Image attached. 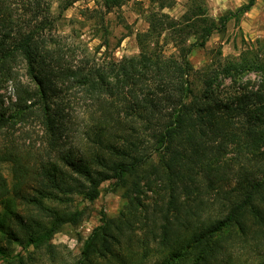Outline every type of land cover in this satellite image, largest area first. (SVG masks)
<instances>
[{
    "label": "trees",
    "instance_id": "1",
    "mask_svg": "<svg viewBox=\"0 0 264 264\" xmlns=\"http://www.w3.org/2000/svg\"><path fill=\"white\" fill-rule=\"evenodd\" d=\"M32 1L38 19L42 0ZM75 1L68 0L65 8ZM123 1L105 0V5L111 10ZM17 2L0 0V257L8 254L2 238L41 247L65 223L78 221L79 211L60 210L47 201L76 192L94 200L107 180L125 188L129 197L140 192L142 180L151 173L169 192L158 234L156 217H148L155 222L148 231L163 254L153 264H229L236 244L264 246V56L209 66L202 74L206 87L201 94L191 79L198 72L192 52L205 47L214 32L224 34L228 21H239L256 0L218 18L209 14L206 0H188L179 19L151 11L146 15L148 28L137 33L140 52L102 65L71 64L51 30L43 32L50 18L43 15L40 26L22 24ZM168 44L174 47L171 53L165 52ZM103 45H109L107 38ZM21 61L34 86L17 76L15 66ZM250 70L261 74L260 89L227 100L213 91L219 74L236 78ZM8 81L14 85L13 111L1 93ZM71 81L85 86L97 105L85 132V148L66 144L71 127L57 101L61 85ZM29 118L46 124L51 144L47 153L13 138L16 125ZM248 137H253L257 151L252 157L238 152L242 161L234 170L224 158L227 146L241 145ZM5 163L11 166L12 182L4 173ZM232 178L235 185L225 189ZM23 201L44 212L50 222L25 219L18 212ZM127 224L129 219L118 222L104 216L77 264L133 263L121 247ZM14 225L22 227V234ZM258 252L255 264H264V250Z\"/></svg>",
    "mask_w": 264,
    "mask_h": 264
},
{
    "label": "rangeland",
    "instance_id": "2",
    "mask_svg": "<svg viewBox=\"0 0 264 264\" xmlns=\"http://www.w3.org/2000/svg\"><path fill=\"white\" fill-rule=\"evenodd\" d=\"M67 1L42 0L39 7V12L43 11L42 15L35 19L38 12L35 14L34 2L18 0L15 4L16 14L22 24L33 22L39 26L42 25L43 15H47L50 20L46 22L43 32L49 34L51 30L54 38L58 39L63 46L69 62L71 64L88 62L91 65H102L109 61L137 55L140 52L137 33L148 28L146 15L151 11L161 10L179 19L188 7V0H162L164 7H161L159 0H124L120 6H114L108 10L105 0H77L65 8ZM247 1L206 0L209 14L215 18L229 10H236ZM105 38L109 42L107 47L103 45ZM173 50L172 44L165 47L166 53H171ZM242 56L249 58L264 56V0H256L239 21L231 18L224 34L214 32L205 47L192 52L191 60L198 71L191 77L196 93H203L206 87L202 74L209 66L216 67L219 60H240ZM15 71L25 83L34 86L24 62L16 64ZM261 85V74L250 70L236 78L219 74L212 89L222 100H227L248 90L256 91L261 88ZM61 86L62 97L57 98V101H61V107L71 127L66 132V144L85 148V132L89 131L92 117L98 113L97 105L93 104L90 94L81 83L71 81ZM1 93L6 105L10 111H13L15 101L13 82L4 83ZM13 138L19 144H26L37 152L47 153L51 147L50 132L41 118H29L17 124ZM245 140L241 145L236 146L231 143L227 146L224 158L232 164L234 170H237L242 161L237 159L238 152L252 157L253 152L257 151V144L253 137ZM148 141L150 143V140ZM153 161L156 164L158 157L155 156ZM3 170L12 182L10 164L5 163ZM233 179L225 183V189L233 188L235 185ZM141 183L140 192L129 197L124 196L125 188H118L107 180L102 183L99 196L94 200L76 192L61 200L47 201V204L60 210L79 211L78 221L65 223L41 247L34 244H21L17 240L9 243L2 238V245L8 254L0 257V264H77L82 257L86 241L93 234L94 229L103 222L104 216L116 219L118 222L121 219L122 221L130 220V225L124 226L126 232L121 242L124 253L131 254L134 260L129 264H153L163 254L158 250L148 231L150 225L155 223L148 217H156V233L158 234L164 223L163 209L168 207L169 192L166 191L165 182L153 173ZM208 196L211 199L213 195ZM18 212L28 221L31 218L37 220L36 222H50V217L45 216L44 212L26 201L19 204ZM13 227L22 234V227L17 225ZM258 246L236 244L231 249L232 256L229 264H255L259 259L258 251L264 250L263 245ZM116 250L121 251L120 248Z\"/></svg>",
    "mask_w": 264,
    "mask_h": 264
}]
</instances>
